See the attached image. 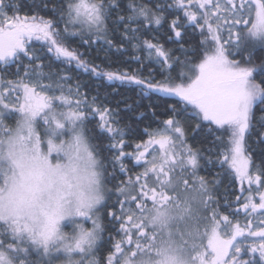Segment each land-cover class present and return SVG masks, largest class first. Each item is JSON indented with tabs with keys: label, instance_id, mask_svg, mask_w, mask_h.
I'll return each mask as SVG.
<instances>
[{
	"label": "trees",
	"instance_id": "obj_1",
	"mask_svg": "<svg viewBox=\"0 0 264 264\" xmlns=\"http://www.w3.org/2000/svg\"><path fill=\"white\" fill-rule=\"evenodd\" d=\"M88 1L99 9V32L72 29L71 8L77 0H0V23L35 20L77 58L58 56L47 42L30 39L0 62L2 91L21 98V89L28 86L44 95L52 110L79 114L84 140L98 162L102 201L93 213L98 234L90 257H75L77 264H121L124 255L132 260L141 255L157 259L173 251L174 233L180 242L188 239L195 244L215 224L220 226L221 238H229L234 226L251 235L232 238L230 259L223 264H264V234L256 233L264 229V207L253 209L261 201L257 192L264 190V96L251 107L243 140L248 175L259 181L258 186L249 187L229 166L231 125L205 119L176 96L147 89L191 85L201 65L220 51L226 62L253 69L252 82L264 92V45H254L247 33L253 17L247 27L236 26L239 42L225 35L223 27L231 26V19L221 24L223 29L215 28L212 19L224 16L217 11V3L236 8L242 0H200L195 9L191 0ZM10 113L5 117L8 129L16 123V112ZM43 123L36 122L38 133ZM163 132L176 143L175 160L164 167L165 176L159 180L148 174L145 163L136 162V155ZM144 191L163 197L162 204L145 200L151 210L156 205L176 214L187 208L184 220L164 226L168 230L162 234L161 225L135 216L136 204L129 200ZM0 247L14 252L8 253L14 264H67L62 255L45 254L15 240L1 223Z\"/></svg>",
	"mask_w": 264,
	"mask_h": 264
},
{
	"label": "rangeland",
	"instance_id": "obj_2",
	"mask_svg": "<svg viewBox=\"0 0 264 264\" xmlns=\"http://www.w3.org/2000/svg\"><path fill=\"white\" fill-rule=\"evenodd\" d=\"M191 1L194 9L200 7V0ZM216 9L224 16L221 19L219 15L212 17L215 28H221V24L232 20L229 21L231 26L223 27L230 41L239 42L237 27H247L253 17L248 37L254 45H264V7L261 0H242L236 8L217 3ZM70 24L75 31L79 28L99 32L101 17L98 7L88 0H77L71 8ZM209 30L214 33L213 29ZM30 39L47 42L58 56L72 61L77 59L74 53L59 46L42 24L32 19L15 18L4 19L0 23V62L11 58ZM227 62L218 51L212 60L207 58L201 65L191 85L179 89L147 86V89L176 96L195 107L205 119L231 125L234 134L228 156L229 166L242 185L258 186V177L248 175L249 161L244 153L243 140L249 126L251 107L264 96V92L252 82L253 69L234 61ZM21 90L19 98L14 92L2 91L0 83V223L9 228L15 240L30 243L45 254L62 255L67 264H77L75 257H90L98 234V219L93 215L102 201L98 162L84 140L79 114L72 111L58 113L35 89L25 86ZM18 98L20 102H17ZM13 111L17 114L16 123L8 129L5 117ZM38 121L44 122L41 133L36 128ZM166 133L146 142L136 155V162L145 163L148 174L159 180L165 176L164 167L175 160L173 149L176 143L170 142ZM257 194L261 201L253 209L264 207V190ZM146 199L156 204L164 202L160 193L144 191L141 197L129 200L136 204L133 214L144 217L152 225H161L162 234L168 230L164 226L184 220L188 212L187 208H181L172 214L156 205L151 210V206L145 203ZM259 229L256 233L264 234V229ZM220 230L218 224L204 230L200 234L202 242L195 239V244L188 239L180 242L181 238L174 233L178 242L170 244L173 251L153 260L144 258V255L132 260V256L124 255L121 264H223L230 259L232 238L251 235L247 229L234 226L229 230V238H221ZM242 245H238L237 255L241 254ZM9 251L0 247V264H14Z\"/></svg>",
	"mask_w": 264,
	"mask_h": 264
}]
</instances>
